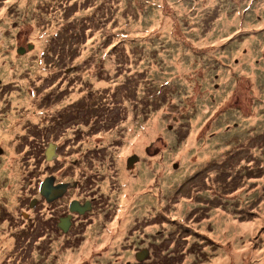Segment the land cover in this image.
Segmentation results:
<instances>
[{"label":"rangeland","instance_id":"obj_1","mask_svg":"<svg viewBox=\"0 0 264 264\" xmlns=\"http://www.w3.org/2000/svg\"><path fill=\"white\" fill-rule=\"evenodd\" d=\"M75 90L92 92L93 132L81 150L93 170L108 166L103 190H114L107 227L71 235L81 252L70 263L212 264L233 249L239 264H264V0H0V108L26 92L36 124L76 107ZM15 122H0L9 158L0 169L9 161L13 170L4 190L16 201L12 228L4 220L0 230L13 238L7 248H22L20 264H66L70 243L57 252L15 222L40 161ZM132 154L140 161L126 171Z\"/></svg>","mask_w":264,"mask_h":264},{"label":"flooded vegetation","instance_id":"obj_2","mask_svg":"<svg viewBox=\"0 0 264 264\" xmlns=\"http://www.w3.org/2000/svg\"><path fill=\"white\" fill-rule=\"evenodd\" d=\"M33 92L36 93V90ZM37 93L42 95L41 101L44 102L55 100L57 95L56 90H37ZM76 93H81V96L75 100L78 104L76 107L64 104L60 112L44 114L41 116L42 121L36 124L24 113L30 105L21 102L25 98L30 101L26 92L22 91L17 96L9 98L7 103L0 108V122L16 119L14 124V128H18L16 137L21 143L27 141L28 137H33L34 142L30 155L40 160L33 167L37 169L33 177L36 182H31L32 177L28 178L30 183L22 191L26 197L21 204L24 209L19 216L20 221L15 220V222L18 225L24 223L27 229L34 230L42 245L54 241L51 248L58 250L57 252H62L59 250L60 246L70 243L68 250L61 256L66 264H72L66 262L69 255L81 252L80 249L73 251L75 245L71 235L82 237L85 232H94L92 226L95 229L99 227L101 230L107 227L106 216L109 211L110 192L114 190L111 187L108 191L103 190L110 182L108 166L93 170L88 151L82 152L81 150L83 145L89 143L92 136L93 125L90 116L93 117V103L92 92L75 90ZM33 101L31 99V103ZM50 105L35 104L36 107L51 110ZM138 105L136 102L137 108ZM73 109H76L74 113ZM77 111L81 113L79 117H76ZM45 142L46 146H43ZM73 157H76V161L71 163ZM0 158L6 160L4 168H7L9 158L2 147H0ZM135 160L137 158L134 156L125 158L124 169L131 171ZM44 162H46L45 165H43ZM8 167H10L8 172L11 178L13 170L9 161ZM4 168L0 169V221L7 220L9 227L12 228L14 211L9 203L16 201H7V193L4 189H10V186L6 183L8 172L4 173ZM76 175H78L77 178H72ZM116 175L118 176V173ZM61 176L72 182L60 180ZM22 178L24 175L20 174L18 176L20 182ZM81 179H84V182H81ZM93 182L96 183L94 188H98L102 194L95 193L88 188V185L92 186ZM11 239L13 238L10 237V233L4 235L0 230V259H2L1 254L6 255L5 251L9 249L8 264H20L24 260L22 248L15 245V241L11 248H7L6 245L12 243ZM143 239L145 238L136 239V241L144 243ZM13 259H16L17 263H13ZM104 259L108 260L107 253ZM2 263L3 261L0 262ZM56 263L60 264L59 260Z\"/></svg>","mask_w":264,"mask_h":264},{"label":"bare ground","instance_id":"obj_3","mask_svg":"<svg viewBox=\"0 0 264 264\" xmlns=\"http://www.w3.org/2000/svg\"><path fill=\"white\" fill-rule=\"evenodd\" d=\"M179 9H181V8H179ZM36 47H39V45H36ZM224 132L227 133V129L226 128L224 129ZM231 139H232V137L229 138L227 141H229ZM67 223L70 225L69 221H67ZM224 225H223V227H221L223 230H224ZM226 227H233V229H236L234 223H230V224L226 225ZM243 228H244V230H247V231H250L252 229L251 225H246L244 227H240V230H242ZM120 231H121V227H119V231L118 232H120ZM76 254L77 253H74L73 255H71L73 261L75 260L74 258L76 256ZM227 255H228V257L224 256L222 258H219L218 260H215L212 264H239L243 260V259H241L239 257L240 256L239 252L235 251L233 249L229 250ZM251 256L253 257V254ZM69 260L70 259H68V257H67L66 258V262L70 263Z\"/></svg>","mask_w":264,"mask_h":264},{"label":"water","instance_id":"obj_4","mask_svg":"<svg viewBox=\"0 0 264 264\" xmlns=\"http://www.w3.org/2000/svg\"><path fill=\"white\" fill-rule=\"evenodd\" d=\"M33 46L32 45H28L27 46V49L29 50V49H31ZM24 52V49L23 48H18L17 49V53H19V54H21V53H23Z\"/></svg>","mask_w":264,"mask_h":264},{"label":"trees","instance_id":"obj_5","mask_svg":"<svg viewBox=\"0 0 264 264\" xmlns=\"http://www.w3.org/2000/svg\"><path fill=\"white\" fill-rule=\"evenodd\" d=\"M113 50H116V46L114 47V49ZM155 87V86H154ZM120 88L118 87L116 90H119Z\"/></svg>","mask_w":264,"mask_h":264}]
</instances>
